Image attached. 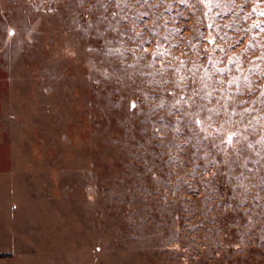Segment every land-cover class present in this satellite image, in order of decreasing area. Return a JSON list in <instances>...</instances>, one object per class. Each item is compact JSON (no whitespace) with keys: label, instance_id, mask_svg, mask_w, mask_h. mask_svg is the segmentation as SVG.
I'll use <instances>...</instances> for the list:
<instances>
[{"label":"rangeland","instance_id":"obj_1","mask_svg":"<svg viewBox=\"0 0 264 264\" xmlns=\"http://www.w3.org/2000/svg\"><path fill=\"white\" fill-rule=\"evenodd\" d=\"M262 13L0 0V201L63 264H264Z\"/></svg>","mask_w":264,"mask_h":264},{"label":"crops","instance_id":"obj_2","mask_svg":"<svg viewBox=\"0 0 264 264\" xmlns=\"http://www.w3.org/2000/svg\"><path fill=\"white\" fill-rule=\"evenodd\" d=\"M27 220V204L22 200L7 198L0 201V264H63L72 258L67 253L73 250L85 261L84 251L80 252L85 247L78 246L76 249L77 237L74 233L67 235L71 239L73 237V245L64 241L65 236L29 234ZM45 239H49V244H44ZM43 244L48 251H43Z\"/></svg>","mask_w":264,"mask_h":264},{"label":"snow or ice","instance_id":"obj_3","mask_svg":"<svg viewBox=\"0 0 264 264\" xmlns=\"http://www.w3.org/2000/svg\"><path fill=\"white\" fill-rule=\"evenodd\" d=\"M262 15H264V13H262ZM133 107H135V105H133ZM197 123H199V121H197ZM229 142H231V137H229Z\"/></svg>","mask_w":264,"mask_h":264}]
</instances>
